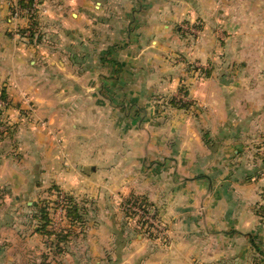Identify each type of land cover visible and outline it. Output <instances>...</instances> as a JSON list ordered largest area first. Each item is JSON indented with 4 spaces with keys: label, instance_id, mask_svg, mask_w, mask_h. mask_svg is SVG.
I'll use <instances>...</instances> for the list:
<instances>
[{
    "label": "crops",
    "instance_id": "1",
    "mask_svg": "<svg viewBox=\"0 0 264 264\" xmlns=\"http://www.w3.org/2000/svg\"><path fill=\"white\" fill-rule=\"evenodd\" d=\"M18 1L0 0V59L6 60V84L16 87L14 99L28 96L36 115L48 118L49 135L18 123L20 134L12 140L18 157L0 161L10 213L0 215V264H27L32 245L39 253L42 236L25 238L26 227L17 229L11 212H30L33 197L53 187L88 198L84 235L67 243L65 264H252L264 255L257 210L264 164L251 150L264 128V58L242 60L257 70L243 69L241 87L219 75L195 83L191 97L201 120L175 112L132 138L110 121L98 88L107 80L130 83L126 92L140 105L143 99L147 105L140 107L149 113L147 100L173 95L185 75L159 59L185 52L175 36L179 22L201 21L197 49L208 55L201 58L206 63L218 50L214 11L234 0H144L139 11L138 0H41L34 29L27 17H12L10 4ZM35 30L37 42L22 38ZM113 50L119 69L116 60L104 59ZM238 95L246 96L244 103L234 102ZM97 100L100 106H93ZM132 194L153 204L167 237L148 238L123 216L120 201Z\"/></svg>",
    "mask_w": 264,
    "mask_h": 264
},
{
    "label": "rangeland",
    "instance_id": "2",
    "mask_svg": "<svg viewBox=\"0 0 264 264\" xmlns=\"http://www.w3.org/2000/svg\"><path fill=\"white\" fill-rule=\"evenodd\" d=\"M138 1L135 3V8L139 11L146 4L144 0ZM214 12L213 15L217 16V21L212 28V40L215 43L214 48L218 47V50L217 52L213 51L210 57L216 59L218 65H213V59L206 63L201 60V58L208 56L206 53L198 55L197 43L202 33L201 21L194 20L190 22L185 20L186 18L182 19L177 26L178 33L175 35L176 30L174 29V35L177 37L179 49L184 48L185 52L172 50L159 56V59L168 64L169 67L179 66L182 70L184 68V78L180 80L178 90L173 95L161 96L155 94L150 100H147V103L149 101L150 106H152L149 113L144 114L143 112L146 109L140 107L147 105L143 99L140 100L142 102V105H140L137 98L126 92L125 89L127 85H131L130 83H121L119 87L118 84L107 80V83L99 84L101 97L106 101V108L109 111L108 117L112 123L115 122L117 127L121 129L123 138H132V135L137 132H151L155 127L175 118V114L178 113H186L187 116L199 121L202 115L201 107L191 97L195 83L210 80L213 77L212 75H219L226 77L228 82L233 84L232 87L237 88L242 86L238 79L242 77L243 69L248 74H250L248 71L255 73L257 69L249 68L247 65L243 66L242 60L245 59L246 62L247 60L256 61L264 58V24L263 20H260L261 17H264L263 2L260 0L221 2ZM230 18H232L231 26L228 21ZM135 25L134 23L133 26L135 27ZM22 38L26 39L27 42H31L30 36ZM31 38L37 42L38 32ZM110 58L113 61L116 60L115 69H119L120 63L117 61L116 50L109 51L104 59L110 61ZM122 68L125 69V67ZM15 89L14 85L8 86L6 84V60L1 61L0 59V161L15 155V157H18L12 146L13 138L18 137L20 134L18 123L37 127L41 130V134L49 135L48 118H39L36 115L32 101L26 94H18V100H15ZM245 97L238 95L237 97L234 96L233 100L234 102L244 103ZM100 102L104 101L100 100ZM93 106H100L99 100L95 101ZM13 112L16 115H12ZM179 120L180 118H177V121ZM27 130L23 134H27L31 129ZM115 130L110 129V132ZM257 137L261 139L251 147V150L264 164V128L261 133H258ZM138 138L140 137L138 136ZM16 143H18V139ZM262 175L264 176V172ZM2 189L0 188V215L4 214L1 217L6 216L7 218L10 214L8 211L9 205L7 199L5 201L6 195ZM44 193L39 198L36 197L37 200L33 197L35 201L30 212L19 208L12 209L11 213H15L17 229L25 230L26 227L27 235H25V238H32L36 234L42 236L39 253L36 247L32 245L33 249H30L27 253V264H65L64 255L66 252L59 255L56 248L60 246L61 249L66 250L65 247H67L70 240L76 243L82 240L85 215L89 208L87 206L88 198L81 196L76 198L58 191L55 187L52 190L49 188ZM261 195L262 200L257 210L264 227V189H262ZM10 202H13V200ZM120 206L123 216L133 221L137 232L154 240L160 239L162 236L167 237L166 228L161 222L156 208L145 197L129 195L121 199ZM74 208L77 218L81 219L76 223H73L71 217H68L69 212H72ZM147 218L153 221H149ZM157 222L160 224L158 229L156 227ZM255 244L260 246L259 252H262V244L257 241ZM36 253L39 255H36ZM263 261L264 255L260 254L255 259L253 258L252 264H261Z\"/></svg>",
    "mask_w": 264,
    "mask_h": 264
},
{
    "label": "trees",
    "instance_id": "3",
    "mask_svg": "<svg viewBox=\"0 0 264 264\" xmlns=\"http://www.w3.org/2000/svg\"><path fill=\"white\" fill-rule=\"evenodd\" d=\"M33 3H34V0H19L17 2V7L19 9H22V10L29 12L33 7ZM33 12H34V14L28 18L29 22L31 24L30 29L31 28L34 29L37 26V14L35 13V11H33ZM35 32H36V30L30 31V37H33L35 35ZM68 217H71L70 219H72L74 221L73 223H76L78 220L79 221L81 220V219L77 218L75 208L72 212L71 211L69 212ZM56 249H57V254H59V255L65 251V250H63V248L61 249L60 246H58Z\"/></svg>",
    "mask_w": 264,
    "mask_h": 264
},
{
    "label": "built area",
    "instance_id": "4",
    "mask_svg": "<svg viewBox=\"0 0 264 264\" xmlns=\"http://www.w3.org/2000/svg\"><path fill=\"white\" fill-rule=\"evenodd\" d=\"M40 1L41 0H34V3H33V7H32V9L29 11V12H27V11H25V10H22V9H19L18 7H17V4L15 3V2H12L11 4H10V8H11V10H10V12H11V15H12V17L14 18V19H16V20H18V19H21V18H23V17H27V18H29L31 15H33L34 14V12L33 11H35V13H37V11H38V8H39V6H40ZM29 20V19H28ZM147 220H149V221H153V220H150L149 218H147ZM158 224H157V229L160 227V224H159V222H157Z\"/></svg>",
    "mask_w": 264,
    "mask_h": 264
}]
</instances>
